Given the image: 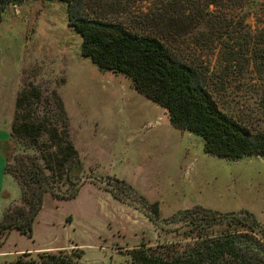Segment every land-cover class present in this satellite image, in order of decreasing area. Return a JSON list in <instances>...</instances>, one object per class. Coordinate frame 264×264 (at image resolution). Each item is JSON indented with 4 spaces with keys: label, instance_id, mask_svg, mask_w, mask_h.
Instances as JSON below:
<instances>
[{
    "label": "rangeland",
    "instance_id": "rangeland-1",
    "mask_svg": "<svg viewBox=\"0 0 264 264\" xmlns=\"http://www.w3.org/2000/svg\"><path fill=\"white\" fill-rule=\"evenodd\" d=\"M165 1L92 0L87 11L127 28L147 29ZM256 1L243 0L238 10L252 32L264 30V0ZM186 3L194 12L202 8L200 0ZM228 4L226 20V13L213 23L191 14L187 22L193 32L177 42L208 69L219 109L251 135L264 133V76L232 70L225 60L228 49H221L222 43L232 47V38L249 42L232 25V1ZM81 43L63 2L28 0L9 5L0 16V126L14 121L23 86L36 85L44 98L33 107L36 115L54 124L68 121L82 169L77 196L61 201L45 194L32 237L11 231L0 245V258L12 260L26 250H66L80 253L82 264H129L132 248L183 240L184 228L165 220L195 206L222 213L247 210L264 228V157L226 160L207 154L201 136L172 127L163 107L137 93L123 74L99 69L82 55ZM53 93L62 101L64 117ZM9 148L11 166L14 156L34 154L17 145ZM7 177L12 182L4 184L2 204L15 201L3 212L19 203L22 188ZM110 178L132 190L118 193ZM48 184L55 191L66 188L59 178ZM141 199L158 205L160 222L149 219Z\"/></svg>",
    "mask_w": 264,
    "mask_h": 264
},
{
    "label": "trees",
    "instance_id": "trees-1",
    "mask_svg": "<svg viewBox=\"0 0 264 264\" xmlns=\"http://www.w3.org/2000/svg\"><path fill=\"white\" fill-rule=\"evenodd\" d=\"M26 1L0 0V16L9 5ZM55 1L67 5L69 23L82 39V55L101 70L129 78L137 93L166 110L172 127L201 136L207 154L226 160L251 155L264 157V133L251 135L245 126L219 109L209 89L208 69L177 42L192 34L187 22L191 21V14L192 19L213 23L226 13L223 15L226 20L227 6L232 1V25L239 29V37H248L249 42L232 38V47L222 43L221 49H228L225 60L232 63V70L251 69L264 76V30L252 32L247 27L238 14L243 0H200L202 8L195 12L186 3L189 0H167L161 5L162 12L150 18L147 29L127 28L99 14L88 13L92 0ZM52 96L56 109L64 117L60 97L55 93ZM43 100L40 88L32 83L24 85L16 97L11 143L5 146L4 155L13 145L34 154L14 156L12 166L5 155V173L22 188L19 203L0 216V245L13 230L32 237L33 223L45 194L64 201L74 199L79 191L82 169L70 140L68 121L54 124L36 115L33 107ZM42 138H47L50 144L44 147ZM54 178H59L66 188L58 191L50 188L48 182ZM110 180L118 193L126 188L132 190L118 179ZM141 201L150 212L149 219L160 222L158 205ZM165 223L181 225L184 239L132 248L127 253L129 264H264V228L247 210L222 213L195 206L176 213ZM0 264L82 263L80 253L57 250L23 252L12 260L0 258Z\"/></svg>",
    "mask_w": 264,
    "mask_h": 264
},
{
    "label": "crops",
    "instance_id": "crops-1",
    "mask_svg": "<svg viewBox=\"0 0 264 264\" xmlns=\"http://www.w3.org/2000/svg\"><path fill=\"white\" fill-rule=\"evenodd\" d=\"M10 124L3 128L0 126V216L3 212V210L11 203H13L15 200H13L10 203H3L2 204V195H3V188L4 184L8 182H12L10 179H8V175L5 173V165H6V159L4 155V147L11 143L10 138ZM29 250H26L28 252ZM42 251V250H39ZM23 253V251L21 252Z\"/></svg>",
    "mask_w": 264,
    "mask_h": 264
},
{
    "label": "water",
    "instance_id": "water-1",
    "mask_svg": "<svg viewBox=\"0 0 264 264\" xmlns=\"http://www.w3.org/2000/svg\"><path fill=\"white\" fill-rule=\"evenodd\" d=\"M81 176H82V174H81Z\"/></svg>",
    "mask_w": 264,
    "mask_h": 264
}]
</instances>
